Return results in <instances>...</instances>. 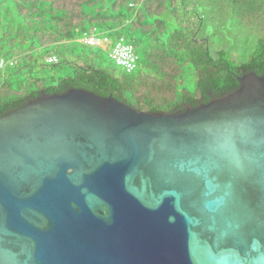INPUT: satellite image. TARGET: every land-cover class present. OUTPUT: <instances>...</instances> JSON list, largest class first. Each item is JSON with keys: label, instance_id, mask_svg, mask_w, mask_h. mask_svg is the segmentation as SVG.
<instances>
[{"label": "water", "instance_id": "obj_1", "mask_svg": "<svg viewBox=\"0 0 264 264\" xmlns=\"http://www.w3.org/2000/svg\"><path fill=\"white\" fill-rule=\"evenodd\" d=\"M179 114L69 90L0 117V264H264V76Z\"/></svg>", "mask_w": 264, "mask_h": 264}, {"label": "trees", "instance_id": "obj_2", "mask_svg": "<svg viewBox=\"0 0 264 264\" xmlns=\"http://www.w3.org/2000/svg\"><path fill=\"white\" fill-rule=\"evenodd\" d=\"M93 28L133 45V73L95 59L108 54L80 42ZM61 46L46 54L56 62L41 59ZM8 60L16 63L0 69V117L72 89L179 114L232 94L246 73L264 76V0H0V61Z\"/></svg>", "mask_w": 264, "mask_h": 264}, {"label": "built area", "instance_id": "obj_3", "mask_svg": "<svg viewBox=\"0 0 264 264\" xmlns=\"http://www.w3.org/2000/svg\"><path fill=\"white\" fill-rule=\"evenodd\" d=\"M80 42L89 47L105 50L113 64L125 73L131 74L136 70L138 55L133 45L124 37L111 39L108 35L99 33L93 28L90 33H86L80 38ZM46 62L54 63L56 57L49 56L46 58ZM14 63L16 60L0 61V69H3L7 64Z\"/></svg>", "mask_w": 264, "mask_h": 264}, {"label": "rangeland", "instance_id": "obj_4", "mask_svg": "<svg viewBox=\"0 0 264 264\" xmlns=\"http://www.w3.org/2000/svg\"><path fill=\"white\" fill-rule=\"evenodd\" d=\"M216 42H218V38L216 37ZM67 48L74 54L77 55L79 52H84L87 51L86 47H82V48H73L70 45L67 46ZM57 50L59 53H61L62 51H64L65 47L61 46V47H57V48H50L47 52L45 51H41V59L43 61H46V58L48 57L46 54L47 53H51L53 50ZM98 62H100L103 66L108 67V68H112L114 67L112 62L110 61V59L107 57V55L103 52H96V58H95ZM119 70V69H118ZM63 73H59L57 75H55V77L57 78L58 76H62ZM184 82H185V88L189 91H193L194 90V84H193V80L192 77L190 75V72H186V74L184 75Z\"/></svg>", "mask_w": 264, "mask_h": 264}]
</instances>
